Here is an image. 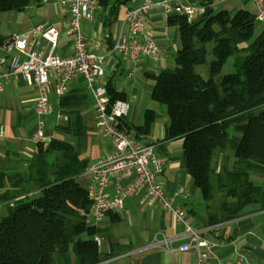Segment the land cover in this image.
I'll return each mask as SVG.
<instances>
[{"label": "trees", "instance_id": "obj_1", "mask_svg": "<svg viewBox=\"0 0 264 264\" xmlns=\"http://www.w3.org/2000/svg\"><path fill=\"white\" fill-rule=\"evenodd\" d=\"M213 1L201 0L206 10L192 20L168 14L167 23L178 29L179 48L172 65L152 76L149 98L165 115L163 140L181 139L183 167L206 203L214 197V156L227 160L230 152L232 167L224 165L216 174L223 192L216 211L220 220H228L248 203L262 205L264 198L263 181L250 178L253 172L264 176V27L256 31L255 13L216 10ZM40 2L0 0V12H21ZM118 8L110 7L104 28L116 21ZM203 65L205 74L197 71ZM106 87L112 100H124L123 94ZM87 100L80 90L60 96L58 107L67 120L55 131L62 137L36 144L28 159L0 169V264L100 260L95 229L82 216L90 201L78 180L89 165L82 155L88 126L80 112ZM152 121V111L145 110L141 125L121 117L119 127L139 138L148 134Z\"/></svg>", "mask_w": 264, "mask_h": 264}, {"label": "crops", "instance_id": "obj_2", "mask_svg": "<svg viewBox=\"0 0 264 264\" xmlns=\"http://www.w3.org/2000/svg\"><path fill=\"white\" fill-rule=\"evenodd\" d=\"M138 1L129 0L120 3V0H97L94 20L81 21V29L89 41V46L103 56L104 73L99 81L123 94L124 100L129 105V111L124 116V120L128 123L139 126L144 121L145 110L152 111L153 121L148 134L139 138L134 136L133 131L129 134L139 142L151 143L154 146L163 163L158 179L167 194H172L179 187L184 188L185 195L175 196L172 204L186 210L189 223L199 229L202 236L211 243L206 264H264V198L262 205L248 203L243 206L237 217L220 220L221 215L216 210L220 203L221 192L217 188L216 174L219 171L218 165L221 167L225 164L222 162V156L216 155L214 159L216 160V170L212 173L215 179L214 197L206 203L200 190L193 185L191 177L183 167L181 139L163 140L165 115L157 103L149 98V92L153 85L152 76L172 62L171 55L174 59L179 48L177 27L168 24V15L160 10H151L146 14L149 32L156 44L168 50L169 56L164 61L157 62L146 57L130 60L109 52L110 43H114L121 29L124 11ZM182 1L201 2V0ZM114 4L119 6L116 21L110 29L104 28L103 20L107 18L110 7ZM44 5L46 9L43 14L48 15L47 17L35 16L32 12L33 4L29 5L25 10L17 12L19 30H12L11 25L8 24L7 30L0 33V37L4 39L11 33H21L37 23L44 22L59 29L56 53H67L69 43L64 30L67 10L60 4V0H41L39 4H34L39 9ZM226 7L224 9L230 12L244 8L255 13V6L251 0H237L228 3ZM258 26L257 31L264 27V22H260ZM48 46L47 41L39 39L38 47L46 51ZM231 64V61L227 62L226 72L231 70ZM55 82L56 76L53 75L47 87L52 109L51 114L45 117V134L48 136L54 134L53 129L62 122L56 117V113L60 111L58 107L60 97L56 94ZM71 90H80L88 97L80 112L86 125L91 127L89 134H92L91 137L88 136L87 142L89 146L94 144L96 149L95 152L91 151L89 158L91 164L110 149V144L95 127L92 99L84 86L82 76H74L67 92ZM35 97L36 93L32 86L21 79L8 80L3 91L0 92V169L12 167L28 159L36 149V144L30 140L34 128ZM250 178L264 183V176L260 173L253 172ZM81 179H84V184L88 180L84 175ZM125 182L124 180L122 184ZM107 190L112 194L113 186L110 185ZM91 225L95 229L94 237L99 240L97 245L100 260L95 264H190L196 259V251L193 248L185 251L178 249L181 243L188 241L183 235V225L160 205L144 203L140 191L124 198L119 208L108 211L100 221Z\"/></svg>", "mask_w": 264, "mask_h": 264}, {"label": "built area", "instance_id": "obj_3", "mask_svg": "<svg viewBox=\"0 0 264 264\" xmlns=\"http://www.w3.org/2000/svg\"><path fill=\"white\" fill-rule=\"evenodd\" d=\"M224 1L214 0L211 5L215 8ZM251 1L256 20L264 22V0ZM60 4L67 10L64 30L69 51L56 53L59 29L44 22L24 32L9 34L3 39L0 53V92L8 80L21 79L32 86L36 97L30 140L38 144L45 137V117L52 112L47 95L51 77L56 76L55 91L60 97L67 93L75 75L82 76L92 99L95 127L110 144V149L89 164L83 174L88 179L84 189L90 201L89 209L82 212L85 222L91 225L100 221L108 211L119 208L124 198L140 191L144 203L160 205L183 225V235L188 241L181 243L178 249L196 251V259L190 264H206L211 243L189 223L187 211L172 204L175 196L185 195L184 188L179 187L170 195L166 193L158 179L163 163L154 146L137 141L119 127V119L127 115L129 105L122 99L112 100L106 85L99 81L104 73L103 56L89 46L80 25L82 20H94L97 0H60ZM155 9L192 20L205 12L206 5L182 0H139L124 11L121 29L109 52L130 60L140 57L157 62L166 60L168 50L159 47L149 32L146 14ZM41 38L48 42L46 51L38 47ZM56 117L59 121L67 120L60 111ZM110 185L113 186L112 194L107 190ZM94 240L98 244V238Z\"/></svg>", "mask_w": 264, "mask_h": 264}, {"label": "rangeland", "instance_id": "obj_4", "mask_svg": "<svg viewBox=\"0 0 264 264\" xmlns=\"http://www.w3.org/2000/svg\"><path fill=\"white\" fill-rule=\"evenodd\" d=\"M235 1H237V0H226V1H224V2H221V3H219L216 7H215V9L217 10V9H224V8H227L226 7V5L228 4V3H232V2H235ZM45 9H46V5H44V6H42V8H37L36 6H32V12H34L35 13V16H44V17H47L48 15H46L45 16V14H43L44 13V11H45ZM250 9L251 10H253L252 9V7H250ZM48 14V13H47ZM17 16H18V13L17 12H0V33H2V32H4V31H6L7 30V26H8V24H10L11 25V29L12 30H16V29H18L19 30V28H20V24H18L17 23ZM259 21H257L256 20V31H257V28L259 27L258 25H259ZM22 27V26H21ZM209 50H210V47H209ZM209 56H211V53L209 52ZM171 61H173V56L171 55ZM229 61H232L231 59L229 60ZM197 71L198 72H200L201 71V73H203V74H205L206 73V71H207V65H203V66H198L197 67ZM55 131V128L53 129V132ZM91 132V127H88V133H87V138H88V136H90L91 137V134H89ZM45 136H47L46 138L44 137V139H46V140H43V142L44 143H46L47 141H48V139L50 138V137H62V135L61 134H59L58 132H56L55 131V133L54 134H52L51 133V135H46L45 134ZM91 151H93V152H95L96 151V149H95V147H94V144H93V146H89V143L88 142H86V148H85V152L82 154L84 157H86L87 159H89L90 157H91ZM227 155H228V159L226 160L225 158H223V160H222V162H224L225 164H223L221 167H220V165H218V172H221V170H222V168H223V166L225 165V166H228V168H231L232 167V161H231V156H230V152H228L227 153ZM214 159H216V154H215V156H214ZM215 162H216V160H214L213 161V166H214V169L216 170V167H215ZM82 178V176L80 177V179H78L79 180V182L80 183H82L83 185H84V183H83V181H84V179L82 180L81 179ZM214 176L212 175V179H211V182H212V184L214 185ZM218 188V187H217ZM214 190H215V187H214ZM219 192H220V190H219ZM222 194H223V192H221V194H220V200H221V198H222ZM2 208H0V213H3V211L1 210Z\"/></svg>", "mask_w": 264, "mask_h": 264}]
</instances>
